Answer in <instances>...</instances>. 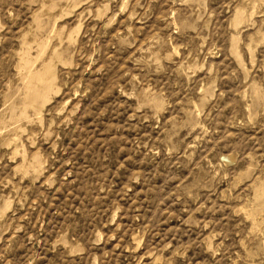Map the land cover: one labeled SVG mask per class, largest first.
Listing matches in <instances>:
<instances>
[{
	"label": "rangeland",
	"instance_id": "374dc122",
	"mask_svg": "<svg viewBox=\"0 0 264 264\" xmlns=\"http://www.w3.org/2000/svg\"><path fill=\"white\" fill-rule=\"evenodd\" d=\"M0 264H264V0H0Z\"/></svg>",
	"mask_w": 264,
	"mask_h": 264
},
{
	"label": "bare ground",
	"instance_id": "6f19581e",
	"mask_svg": "<svg viewBox=\"0 0 264 264\" xmlns=\"http://www.w3.org/2000/svg\"><path fill=\"white\" fill-rule=\"evenodd\" d=\"M31 82V81H30ZM232 160V159H231Z\"/></svg>",
	"mask_w": 264,
	"mask_h": 264
}]
</instances>
